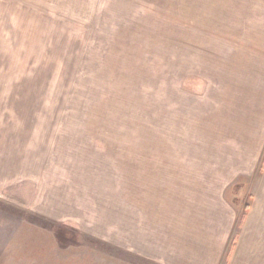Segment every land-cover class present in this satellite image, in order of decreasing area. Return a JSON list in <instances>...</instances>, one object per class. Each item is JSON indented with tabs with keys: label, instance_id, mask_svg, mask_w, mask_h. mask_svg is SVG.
<instances>
[{
	"label": "rangeland",
	"instance_id": "rangeland-1",
	"mask_svg": "<svg viewBox=\"0 0 264 264\" xmlns=\"http://www.w3.org/2000/svg\"><path fill=\"white\" fill-rule=\"evenodd\" d=\"M242 1L0 0L5 258L15 255L5 243H40V235L51 234L70 258L84 246L96 250V259L138 261L126 254L127 203L133 216L153 219L160 206L166 236L179 223L193 231L191 245L203 238V252L212 227L214 239H222L220 226L195 212L203 195H185L184 210L189 202L195 215L177 212L183 194L176 195L175 180L198 177L201 171L189 176L190 163L205 162L206 146L229 136L216 115L220 74L208 79L204 58L220 54L222 36L232 38ZM240 69L246 71L243 64ZM262 72L264 65L249 91H264ZM256 98L241 95L243 111L254 108ZM184 185L198 188L196 180ZM239 204L242 216L248 204ZM238 233L235 224L232 264L251 252ZM178 239L184 247L186 233ZM262 248L254 264H264Z\"/></svg>",
	"mask_w": 264,
	"mask_h": 264
},
{
	"label": "crops",
	"instance_id": "crops-1",
	"mask_svg": "<svg viewBox=\"0 0 264 264\" xmlns=\"http://www.w3.org/2000/svg\"><path fill=\"white\" fill-rule=\"evenodd\" d=\"M242 2L244 7L240 8L241 4L239 6V16L235 18L238 28L232 31V38L228 37L225 40V36H222V44L219 42L220 50H218L220 54L209 53L204 58L207 78L212 79L220 74L219 82L213 79L216 90H219L221 102L220 106L215 103L216 115L220 116V130L223 133L227 132L229 136L227 139L224 138V141L216 140L215 144L219 142L216 145L206 146L205 162L190 163L192 165L189 170H194L189 172L190 177L196 173L195 171H201L198 177L188 178L197 181L196 190L184 189V182L188 179L177 177L183 181L175 180L180 184L175 188L176 195L180 194V189L183 194L179 206L176 199L177 212L184 210L185 195H203L204 204L198 203L195 212H204L205 217L211 218L212 225H219L223 232L222 239L215 238L217 240L215 241L213 231L218 230L212 227L210 237H206L208 247L205 252H210L205 254L201 251L203 238L198 246L191 245L194 234L188 227L182 229L179 223L173 225V235L166 236L165 222L162 219L165 214L160 206H154L156 213L153 219L141 214L133 216L131 205L127 203L126 254H130V257L134 255L138 261L130 259L124 264H232L230 257L235 241L232 235L235 224H239V232L242 233L237 235L243 236V242L251 251L249 256L237 258V264H254L255 254L264 247V240L253 243L257 234H264V91L251 92L246 88L264 65L261 61L264 56V0ZM258 25L262 28H258ZM208 58H212V69H209ZM241 64L245 66L244 73L240 69ZM260 76H262L261 83H264V72L260 73ZM241 95H255L257 98L253 104L254 108L243 111ZM224 115L229 121L226 125L228 130L225 129ZM212 137L221 138L217 134ZM202 183L203 186L199 185ZM126 194L129 197L128 190ZM245 201L248 207L246 206L247 209L242 212V216H239V203ZM184 211H188L190 217L195 215L194 211H191L189 202ZM133 226L137 228L135 240L139 242L135 247ZM181 233H186L184 247L181 246L182 241L178 239ZM40 236V243H5L3 245L5 251L10 244L15 255L14 257L7 255L5 258L0 252V262L2 264H121L115 260L96 259V250L86 249L84 246L78 250L82 256L75 254L76 257L70 258L69 248H60L56 238L51 234ZM238 236H236L237 243L240 241ZM222 242L226 244L220 256ZM20 248L24 252H20ZM197 248L199 250H196Z\"/></svg>",
	"mask_w": 264,
	"mask_h": 264
},
{
	"label": "trees",
	"instance_id": "trees-1",
	"mask_svg": "<svg viewBox=\"0 0 264 264\" xmlns=\"http://www.w3.org/2000/svg\"><path fill=\"white\" fill-rule=\"evenodd\" d=\"M63 248V247H62ZM65 248V247H64Z\"/></svg>",
	"mask_w": 264,
	"mask_h": 264
}]
</instances>
